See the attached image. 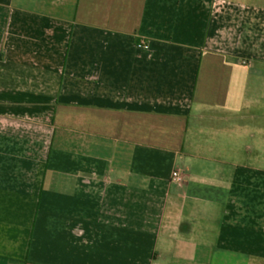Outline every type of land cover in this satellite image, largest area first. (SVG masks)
<instances>
[{"label":"crops","instance_id":"crops-1","mask_svg":"<svg viewBox=\"0 0 264 264\" xmlns=\"http://www.w3.org/2000/svg\"><path fill=\"white\" fill-rule=\"evenodd\" d=\"M0 264H264V0H0Z\"/></svg>","mask_w":264,"mask_h":264},{"label":"built area","instance_id":"built-area-1","mask_svg":"<svg viewBox=\"0 0 264 264\" xmlns=\"http://www.w3.org/2000/svg\"><path fill=\"white\" fill-rule=\"evenodd\" d=\"M173 179L176 181V182H179L182 178L180 176V174L178 172H174L173 173Z\"/></svg>","mask_w":264,"mask_h":264}]
</instances>
